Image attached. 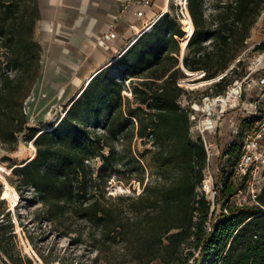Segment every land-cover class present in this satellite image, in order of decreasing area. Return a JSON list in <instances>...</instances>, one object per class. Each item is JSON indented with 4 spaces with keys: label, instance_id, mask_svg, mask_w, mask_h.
Instances as JSON below:
<instances>
[{
    "label": "trees",
    "instance_id": "1",
    "mask_svg": "<svg viewBox=\"0 0 264 264\" xmlns=\"http://www.w3.org/2000/svg\"><path fill=\"white\" fill-rule=\"evenodd\" d=\"M206 1L188 0L194 32L182 62L185 33L167 13L94 77L53 128L39 132L29 127L25 112L42 68V48L34 40L39 0H0V146L16 152L22 138L36 149L32 159L12 167L9 183L22 200L41 204L37 215L53 234L89 248L94 264H264V187L254 203L227 207L219 218L211 215V201L200 191L207 151L203 138L191 135L192 111L180 104L184 89L178 84L186 71L204 73L201 80L211 82L226 73L245 51L264 0H216V12L209 16ZM255 51L264 52V42ZM242 63L216 81L217 91L207 96L222 95L241 79L227 78ZM119 67L121 76H110ZM126 81L133 84L131 99L124 95ZM243 122L247 132L253 120ZM135 139L152 144L157 179L145 185V169L130 168L129 180L143 185V192L108 195V182L123 160L117 144L122 140L131 152ZM240 152L241 145L224 152L237 155L219 171L224 203L247 180H233ZM1 196L0 185V204ZM11 221L0 223L6 264H33L13 253L10 243L17 234Z\"/></svg>",
    "mask_w": 264,
    "mask_h": 264
},
{
    "label": "rangeland",
    "instance_id": "2",
    "mask_svg": "<svg viewBox=\"0 0 264 264\" xmlns=\"http://www.w3.org/2000/svg\"><path fill=\"white\" fill-rule=\"evenodd\" d=\"M167 2H169L167 16L169 19L178 20L185 33L184 38L180 39V62H182V56L185 55V52L183 55V48L194 32L193 23L191 16L186 15L190 19L189 22L182 15L180 4L184 0H158V9L155 12L162 11ZM216 4V0L206 1L205 9L207 16L216 12ZM255 28L246 44L245 51L248 54L245 60L237 69L231 71L227 78L229 81L235 78L246 79L242 94L237 99L232 98L226 104L216 103L213 105L206 97L217 91L216 81H202L201 79L204 75L201 73L189 74L186 71V78L180 79L178 82L179 86L184 89L180 104L182 107L186 109L190 108L192 111L191 119H193V125L191 135L194 138L205 136L208 143L212 145L210 173L214 185L218 181L220 168L223 166L229 168L230 164L235 161L237 155H224V152L229 151L235 146L239 149L247 129L244 127L243 121L253 113L255 105L258 106L261 112H264V84H262V80L264 79V52L255 51V48L264 42V30L263 32H259L258 29H261L258 26ZM45 33L46 27H43L38 21L35 28L34 40L42 48V68L40 77L25 102V112L27 113L29 127L39 132L50 130L64 117V113L69 109L71 101L75 98L77 99L81 91L80 86L82 85L79 83L85 81L88 76L86 70H81L76 74L73 73L72 69H69V75L60 76L62 80L56 78L58 74L53 73V56L51 57L49 50L51 47L53 55V38L44 40ZM254 35H256V39L253 38ZM62 61L73 66L67 60ZM75 68L78 67L75 66ZM122 69L123 67H119L118 69L112 68L109 71L110 76L120 77ZM8 72L13 75L16 71L9 68ZM65 78H67L66 81ZM132 91L133 84L130 81H126L124 95L131 99L133 98ZM210 99L212 100V98ZM105 123L106 120L103 118L100 129ZM144 142L147 144L144 145L141 140L135 139L132 144V151L130 152L129 147L124 145L126 143L122 140L119 141L117 148L119 151L124 152L123 160L118 166L119 171L115 172L108 182V195L113 197L138 196L143 192V185L137 180H129L131 174L128 169L130 168H134L136 171L138 167L142 166L145 169V185L157 179L158 169L154 162L153 154L150 152L153 150L152 144L149 140H144ZM32 143L26 142L21 138L16 152H7L0 146L2 200L4 199L3 194L6 190L5 181L10 184L12 167L20 166L34 157L36 149H32ZM96 166H100V162H96ZM259 172L261 177L256 189L258 195L264 187V169L261 167ZM133 175L134 178L137 177V174ZM29 196L30 198L33 197L32 192L29 193ZM206 196L211 201V215L214 213L216 218H219L227 207L255 202L252 194L248 191H243L242 194L237 193L228 203L221 201V198L219 200L214 199L213 191L206 192ZM40 207L41 204L36 200L34 202H27L22 200L21 197L17 205L7 199L4 200V203L0 204V213H4L5 215L10 211L9 219L12 220L11 223L17 234L13 244L10 243L13 253L15 255L21 254L23 258L31 259L33 264H59V262L55 261L57 258L58 261L64 260L66 264H94L95 254L89 253V248L82 245H69L67 238L56 236L50 231L51 227L47 222H41L40 217L37 215ZM4 215L0 216V223L3 222L6 226L9 223V219L4 218ZM189 251L194 253L195 257L199 255V251ZM6 262L7 258L0 251V264H6ZM192 263L193 260H190L188 264ZM100 264L103 263L101 262Z\"/></svg>",
    "mask_w": 264,
    "mask_h": 264
},
{
    "label": "crops",
    "instance_id": "3",
    "mask_svg": "<svg viewBox=\"0 0 264 264\" xmlns=\"http://www.w3.org/2000/svg\"><path fill=\"white\" fill-rule=\"evenodd\" d=\"M124 1L39 0V22L46 27L44 40L53 38V55L51 47L49 50L51 57L53 56V73L58 74L56 78L62 80L60 76L69 75V69L76 74L86 70L88 76L100 73L133 46L134 41L140 37L144 24L158 12H155L158 0L149 7L140 6L146 12V16L141 19L133 14L119 17ZM166 5L165 3L162 11ZM263 20L264 13L257 24L261 29H258L259 32L264 30ZM111 32L115 34L114 38L109 36ZM253 38L256 39V35ZM62 60L69 61L73 66ZM86 79L79 83L82 85L80 90L87 84Z\"/></svg>",
    "mask_w": 264,
    "mask_h": 264
},
{
    "label": "built area",
    "instance_id": "4",
    "mask_svg": "<svg viewBox=\"0 0 264 264\" xmlns=\"http://www.w3.org/2000/svg\"><path fill=\"white\" fill-rule=\"evenodd\" d=\"M156 0H125L123 3V7L120 13V18L124 17L128 14H133L138 19L144 18L146 16V12L140 8V6L149 7L155 3ZM182 8V15L186 17L189 15L188 9V0H184L182 4H180ZM163 11L156 13L155 16L150 19L141 29V36L144 34L150 33L154 27V25L165 15H163ZM160 18L158 21L157 19ZM264 22V20H263ZM116 24V22H115ZM113 24V28L115 27ZM152 24L151 31H147V27ZM111 38L115 37V34L111 32L109 34ZM139 37V38H140ZM248 53L246 51L236 60V63L240 61H244ZM235 64L224 74L219 76L215 81H219L224 78L227 73L235 67ZM204 75V73H201ZM246 84V79H238L234 81L228 88L227 91L219 96H208L206 99L210 101L213 105L216 103H228V101L232 98L237 99V97L241 96L244 85ZM262 84H264V79L262 80ZM212 98V100L210 99ZM254 106V105H253ZM192 115V113H191ZM248 119L253 120L252 126L247 130L246 135L243 137V141L241 144V152L240 157L236 163L234 170V182L242 181L243 178L247 177L244 187L238 191V193L242 194L243 191H248L252 194L253 199L256 200L258 197V193L256 191L257 184L260 180V172L261 167L264 169V112H261L258 109V106H254L253 113L248 116ZM193 120V119H191ZM211 124V122H210ZM204 141V145L207 151V167L205 170V180L203 182L201 192H210L213 191L214 196H218L220 199L222 184L220 182H216L215 185L212 181V175L210 173V160L212 154V145L208 143L205 136H201Z\"/></svg>",
    "mask_w": 264,
    "mask_h": 264
},
{
    "label": "bare ground",
    "instance_id": "5",
    "mask_svg": "<svg viewBox=\"0 0 264 264\" xmlns=\"http://www.w3.org/2000/svg\"><path fill=\"white\" fill-rule=\"evenodd\" d=\"M169 1H170V0H169ZM177 1H180V0H177ZM168 7H169V2H167V5L165 6V10L163 11L162 16L165 15L166 13H168V11H167V8H168ZM188 16H189V15H188ZM185 18H187V17H185ZM159 19H160V18H158L157 21H158ZM187 20L189 21L190 19L187 18ZM189 22H190V21H189ZM152 26H153V25L150 24V25L147 27V31H150V29L152 28ZM191 37H192V36H191ZM189 39H190V38H189ZM138 40H139V38L136 39L132 45H134ZM188 41H189V40H188ZM187 43H188V42H187ZM186 45H187V44H186ZM182 48H183V47H182ZM184 48H185V47H184ZM184 48H183V50H184ZM124 54H125V53H124ZM124 54H123V55H124ZM120 57H121V56H120ZM98 73H99V72H95V73H93L92 75H90V76L88 77V79H87V84L81 89L80 93H79L78 96H77V99L81 96V94L84 92V90L87 88V86L90 84V82L94 79V77H95ZM64 116H65V114H64ZM31 147H32L33 150H35V147H34L33 143L31 144ZM5 185H6V190H5L4 194H3V198H4V200H5V199L10 200V201L13 202L15 205H17L18 202H19V198H18V194H17L15 188H14L13 186H11L10 184H8L7 181H5Z\"/></svg>",
    "mask_w": 264,
    "mask_h": 264
},
{
    "label": "water",
    "instance_id": "6",
    "mask_svg": "<svg viewBox=\"0 0 264 264\" xmlns=\"http://www.w3.org/2000/svg\"><path fill=\"white\" fill-rule=\"evenodd\" d=\"M190 39H191V37H190ZM190 39H189V40H190ZM188 43H189V41H188ZM188 43H187V45H188ZM187 45L185 46V48H184V50H183V55H184V52H185V50H186ZM183 58H184V56H182V61H183ZM12 171H13V169L11 170V173H12ZM3 200H4V199H3Z\"/></svg>",
    "mask_w": 264,
    "mask_h": 264
}]
</instances>
